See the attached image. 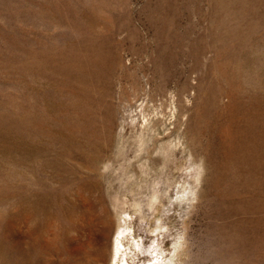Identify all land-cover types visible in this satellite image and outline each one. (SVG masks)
<instances>
[{
	"label": "rangeland",
	"instance_id": "374dc122",
	"mask_svg": "<svg viewBox=\"0 0 264 264\" xmlns=\"http://www.w3.org/2000/svg\"><path fill=\"white\" fill-rule=\"evenodd\" d=\"M155 257L264 264V0H0V264Z\"/></svg>",
	"mask_w": 264,
	"mask_h": 264
},
{
	"label": "bare ground",
	"instance_id": "6f19581e",
	"mask_svg": "<svg viewBox=\"0 0 264 264\" xmlns=\"http://www.w3.org/2000/svg\"><path fill=\"white\" fill-rule=\"evenodd\" d=\"M174 105V104H173ZM161 107V106H160ZM163 107V106H162ZM168 107V106H167ZM173 107H175V106H173ZM139 108H140V114L142 115V119H143V124H142V126H141V129H142V131H144V132H146V131H148L151 127H152V124H154V123H152V119L154 118V116H153V118L150 116H148V111H147V108H148V103L147 102H145V101H142L141 103H140V105H139ZM165 108V107H164ZM161 109V108H160ZM167 111V110H166ZM170 111V110H169ZM169 111H168V113H169ZM165 112V111H164ZM176 112V111H175ZM162 116V119H165V114L162 112V113H160ZM155 115H157L158 116V114H155ZM175 120V119H174ZM161 122V121H160ZM168 125H170L169 123H167L166 122V119L163 121V127L165 128V130L167 131L168 129H167V127H168ZM168 132V131H167ZM153 136V135H152ZM155 140V139H154ZM153 141V140H152ZM147 143V142H146ZM122 234H124V231H123V233H121V235ZM158 255V254H157ZM156 258V260L154 261V262H152V263H150V264H160V258H158V257H155ZM168 264H172V261H169V263Z\"/></svg>",
	"mask_w": 264,
	"mask_h": 264
}]
</instances>
